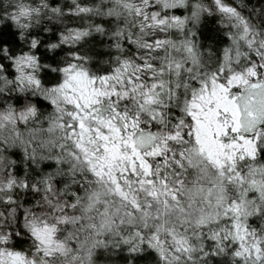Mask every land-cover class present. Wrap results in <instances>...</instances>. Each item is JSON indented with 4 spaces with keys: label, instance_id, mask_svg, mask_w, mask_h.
Wrapping results in <instances>:
<instances>
[{
    "label": "snow or ice",
    "instance_id": "6c2138e0",
    "mask_svg": "<svg viewBox=\"0 0 264 264\" xmlns=\"http://www.w3.org/2000/svg\"><path fill=\"white\" fill-rule=\"evenodd\" d=\"M0 264H264V0H0Z\"/></svg>",
    "mask_w": 264,
    "mask_h": 264
}]
</instances>
